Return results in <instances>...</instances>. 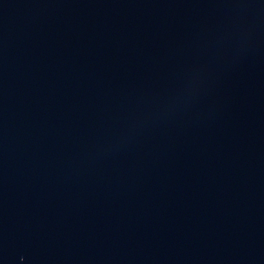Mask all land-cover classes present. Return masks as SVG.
Masks as SVG:
<instances>
[{"label": "water", "instance_id": "obj_1", "mask_svg": "<svg viewBox=\"0 0 264 264\" xmlns=\"http://www.w3.org/2000/svg\"><path fill=\"white\" fill-rule=\"evenodd\" d=\"M0 264H264V0H0Z\"/></svg>", "mask_w": 264, "mask_h": 264}]
</instances>
